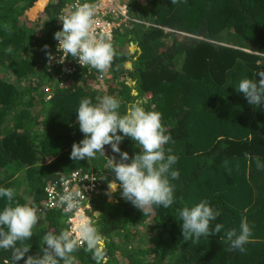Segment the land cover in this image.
I'll return each mask as SVG.
<instances>
[{
	"label": "trees",
	"instance_id": "trees-1",
	"mask_svg": "<svg viewBox=\"0 0 264 264\" xmlns=\"http://www.w3.org/2000/svg\"><path fill=\"white\" fill-rule=\"evenodd\" d=\"M70 1L0 0V26L11 27L10 33L0 27V187L15 189L14 202L45 215L24 241L30 250L18 264L29 255H42L44 234L67 229L61 209L43 208L45 185L88 168L103 177L90 212L93 225L107 237L109 255L103 264H264V170L256 167L257 157L264 163V104L250 105L236 89L242 79L258 80L257 73L264 71V0H180L176 5L131 0L141 20L131 38L140 50L123 51L115 38L108 82L86 67L63 79L48 71L47 52L56 51L54 34L62 30L59 18ZM33 9L36 19L30 17ZM9 45L14 49L10 54L5 52ZM104 95L119 100L121 114L134 101L161 113L171 136L166 155L171 148L180 173L170 181L171 207L153 205L144 216L119 187L109 193L114 173L104 163L113 155L120 158L111 146L105 145V158L99 153L91 160L70 158L72 145L84 139L76 112L80 101L91 97L97 103L96 97ZM120 148L130 157L140 151L130 137ZM6 199L0 197V211ZM201 200L221 213L210 228L217 223L224 228L199 243L184 241L176 209ZM95 211L102 212L103 224ZM245 217L252 229L246 251H228L221 237L233 228L239 231ZM84 247L73 253L77 264H95ZM0 264H12L11 250L0 249Z\"/></svg>",
	"mask_w": 264,
	"mask_h": 264
},
{
	"label": "clouds",
	"instance_id": "clouds-1",
	"mask_svg": "<svg viewBox=\"0 0 264 264\" xmlns=\"http://www.w3.org/2000/svg\"><path fill=\"white\" fill-rule=\"evenodd\" d=\"M171 2L176 5L180 0ZM72 9L69 14L59 18L62 30L54 34V39L58 41L57 51L63 54L58 62L64 63L71 55L83 67L96 69L100 73L99 78L103 79L116 55L111 36L105 32H93L94 5L76 0ZM0 27L5 32H11V27L6 23ZM44 49H49V45H44ZM13 50V46L9 45L5 52L10 54ZM47 56L49 61L55 59L50 51ZM257 76L258 80L242 79L236 87L253 106L264 104V71L257 73ZM48 86L52 87V84ZM96 101L97 103H93L92 98L88 97L79 103L76 112L84 139L72 145L70 158L84 161L94 159L98 153L105 156V145H110L112 152L119 154L120 158L117 160L115 155L107 157L106 166L114 173V178L108 182L109 193H114L119 187L122 197L140 209L144 216L151 213L153 205L171 207L175 196L174 185L170 181L179 179L180 173L174 169L178 157L171 154V148L167 149L166 155L165 145L169 143L171 136L166 134L161 113L146 110L140 101H134L121 114L119 100L111 95L97 96ZM126 137L139 145L140 151L134 157L121 151L120 144ZM256 167L264 170V163L258 157ZM91 170L94 169H87ZM14 196L15 189L0 187V197L7 198L3 210L0 211V249L11 250L12 264H18L30 250L24 241L32 237L33 228L44 213L38 216V208L14 202ZM78 196L79 193L76 192H65L59 196L60 203L65 206V213L78 208ZM48 210L51 209L46 212ZM176 212L181 222L184 241L199 243L202 236H216L224 228L220 223L210 228V222L216 220L221 213L210 206L207 200H201L192 207L177 208ZM70 220L71 218L69 222ZM81 220L78 235H74L69 229L44 234L42 255H29L24 264H61V261L63 264H77L73 253L81 247V240L85 245L84 251L91 254L95 264H103L106 257L105 239L91 222H84L83 218ZM251 236L252 229L245 217L240 222L239 231L235 228L228 230L221 239L229 243L228 251L244 252V246Z\"/></svg>",
	"mask_w": 264,
	"mask_h": 264
},
{
	"label": "built area",
	"instance_id": "built-area-1",
	"mask_svg": "<svg viewBox=\"0 0 264 264\" xmlns=\"http://www.w3.org/2000/svg\"><path fill=\"white\" fill-rule=\"evenodd\" d=\"M76 0H71L68 6L63 8L62 15L69 14L73 9L72 6ZM81 3L88 2L95 6V15L93 18V32H105L111 36V42L115 40L116 34L132 32L136 27L137 22L141 20L132 12L131 3L129 0H80ZM58 44V41H57ZM56 51L52 53L55 59L49 61L46 59V65L48 71L51 72L52 76H58L64 78L66 75L75 73L77 69L84 68L79 64L78 59L68 56L64 63H59L60 57L63 55L62 52ZM90 73H95L98 78L100 73L96 69H90L86 67ZM113 78L112 67H110L103 79L100 81H109ZM46 91L49 92L51 87H45ZM50 97V95L48 96ZM102 179L100 175L94 170L85 171L82 169H76L70 174L60 176L48 182L46 185L45 192V203L43 208L47 209H61L65 214V222L67 229L73 231L74 235H78V228L82 222H91L93 219L90 212L93 210V198L100 191L102 187ZM65 192H76L79 193L77 197L79 201L78 208L72 212L65 213L64 205L59 201V196ZM69 218H71L69 222ZM84 242L81 240V245Z\"/></svg>",
	"mask_w": 264,
	"mask_h": 264
},
{
	"label": "rangeland",
	"instance_id": "rangeland-1",
	"mask_svg": "<svg viewBox=\"0 0 264 264\" xmlns=\"http://www.w3.org/2000/svg\"><path fill=\"white\" fill-rule=\"evenodd\" d=\"M49 0H47V2H48ZM129 1H131V0H129ZM137 1H140V0H137ZM46 2V3H47ZM132 3L134 4L135 3V1H133L132 0ZM68 4H69V2H68ZM68 4H67V6H68ZM139 6V5H138ZM137 6V7H138ZM136 7V9H140V8H137ZM135 9V7H134V10H136ZM34 10V9H33ZM36 10V9H35ZM35 10L33 11V12H31L30 13V17L32 18V19H36L37 18V13L35 12ZM133 10V9H132ZM166 31L167 32H169V31H171V29H169V28H167L166 29ZM131 34H132V32H125V33H119V34H116V44L118 45V46H120L121 47V49L123 50V51H129L130 53H132V54H134L137 50L139 51L140 50V44H139V42L137 41V40H135L134 38H131ZM133 39V40H132ZM126 66H128V67H130L131 66V63H130V61H127V63H126ZM129 80V82L131 83V84H134L135 83V81H133V80H131V79H128ZM54 82V81H53ZM49 85V84H48ZM52 88V87H51ZM106 90H108V86H107V89ZM136 90H134V93L136 94ZM106 147H110V145H106ZM104 158H105V156H103ZM107 163H104V166H105V168H107ZM95 213V215H96V218H97V220H99L100 222L99 223H101L103 220H104V218L105 217H103V216H100L101 215V211H99V214H97L98 213V211H95L94 212ZM45 216V215H44ZM100 216V217H99ZM105 221V220H104ZM104 221H103V223H104ZM42 222H43V219H42V217L39 219V222H38V224L37 225H41L42 224ZM45 223V222H44ZM103 223H101V224H103ZM117 224V223H116ZM47 225V224H46ZM115 227H116V230H119V229H123V226H117V225H115ZM142 231H144L145 233H146V231H147V228L145 227V226H143L142 228ZM99 230V229H98ZM124 230V229H123ZM137 233H135V235H136ZM118 235V234H117ZM103 237H104V239H105V247H106V239H107V237L105 236V235H103ZM135 241L136 242H138L137 241V238H135ZM118 254H119V252H118ZM106 259L108 258V256H106L105 257Z\"/></svg>",
	"mask_w": 264,
	"mask_h": 264
},
{
	"label": "water",
	"instance_id": "water-1",
	"mask_svg": "<svg viewBox=\"0 0 264 264\" xmlns=\"http://www.w3.org/2000/svg\"><path fill=\"white\" fill-rule=\"evenodd\" d=\"M144 99H145V101H147V98L144 97ZM106 254H107L106 256H108L109 255V252L106 251Z\"/></svg>",
	"mask_w": 264,
	"mask_h": 264
},
{
	"label": "crops",
	"instance_id": "crops-1",
	"mask_svg": "<svg viewBox=\"0 0 264 264\" xmlns=\"http://www.w3.org/2000/svg\"><path fill=\"white\" fill-rule=\"evenodd\" d=\"M136 94H137V92H136Z\"/></svg>",
	"mask_w": 264,
	"mask_h": 264
},
{
	"label": "bare ground",
	"instance_id": "bare-ground-1",
	"mask_svg": "<svg viewBox=\"0 0 264 264\" xmlns=\"http://www.w3.org/2000/svg\"><path fill=\"white\" fill-rule=\"evenodd\" d=\"M107 255V254H106Z\"/></svg>",
	"mask_w": 264,
	"mask_h": 264
}]
</instances>
